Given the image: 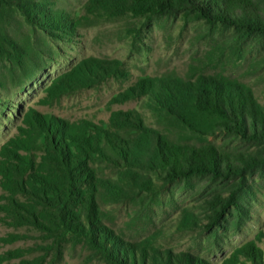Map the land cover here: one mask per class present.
Listing matches in <instances>:
<instances>
[{
	"label": "rangeland",
	"instance_id": "1",
	"mask_svg": "<svg viewBox=\"0 0 264 264\" xmlns=\"http://www.w3.org/2000/svg\"><path fill=\"white\" fill-rule=\"evenodd\" d=\"M17 4L0 0V264H159L182 254L228 264L257 240L264 146L221 132L212 140L232 160L261 164L242 182L167 183L145 172L132 143L149 135L134 130L137 113L163 130L147 100L160 79L222 74L264 108V37L184 14L136 16L116 0H36L63 17L57 30ZM257 243L264 250V235Z\"/></svg>",
	"mask_w": 264,
	"mask_h": 264
},
{
	"label": "trees",
	"instance_id": "2",
	"mask_svg": "<svg viewBox=\"0 0 264 264\" xmlns=\"http://www.w3.org/2000/svg\"><path fill=\"white\" fill-rule=\"evenodd\" d=\"M121 6L130 7L136 16L151 19L161 15L184 14L188 19H204L210 24L233 29L244 35L264 37V0H116ZM20 11L31 22L43 27L60 30L63 17L42 12L36 0H18ZM35 20V21H34ZM222 74L201 73L190 80H157L152 83L148 107L155 116L166 123L163 130L145 126L137 113L134 130L149 135L146 142L132 143V151L145 160L140 163L152 179L172 183L194 176L214 178L235 175L242 182L261 161L255 157L237 156L232 160L227 151L215 141L219 133L240 135L244 140L264 146V108L257 103L250 91L231 83ZM120 130L129 125L128 114L115 116ZM138 121V122H137ZM176 132V133H173ZM65 149V148H64ZM135 159L139 158L135 154ZM216 207L219 204L214 205ZM225 204L215 215L213 224L223 218ZM249 215V214H248ZM244 243L237 248L228 264H264V250L257 241ZM159 264H208L190 254L169 256Z\"/></svg>",
	"mask_w": 264,
	"mask_h": 264
}]
</instances>
